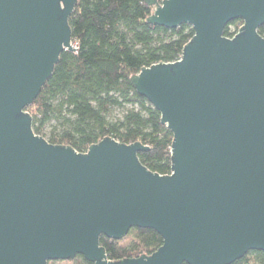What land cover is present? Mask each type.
Here are the masks:
<instances>
[{
    "label": "water",
    "instance_id": "95a60500",
    "mask_svg": "<svg viewBox=\"0 0 264 264\" xmlns=\"http://www.w3.org/2000/svg\"><path fill=\"white\" fill-rule=\"evenodd\" d=\"M146 23L193 36L130 77L172 135L170 173L141 143L78 153L35 135L26 109L63 52L77 0H0V264H233L264 253V0H145ZM242 25L224 36L230 22ZM149 229L151 255L109 261L100 238Z\"/></svg>",
    "mask_w": 264,
    "mask_h": 264
},
{
    "label": "trees",
    "instance_id": "16d2710c",
    "mask_svg": "<svg viewBox=\"0 0 264 264\" xmlns=\"http://www.w3.org/2000/svg\"><path fill=\"white\" fill-rule=\"evenodd\" d=\"M153 10L145 0H77L69 19L76 51L61 54L51 78L26 109L35 135L78 153L106 137L126 145L141 143L148 151L138 154L140 163L153 173H170L172 135L129 79L142 68L179 60L193 31L187 25L168 30L147 24ZM241 25L230 22L224 36L233 37ZM257 33L264 39V26ZM99 243L115 262L151 255L162 239L153 230L133 228L120 241L101 237ZM66 263L91 264L81 256ZM233 264H264V253L248 252Z\"/></svg>",
    "mask_w": 264,
    "mask_h": 264
},
{
    "label": "rangeland",
    "instance_id": "374dc122",
    "mask_svg": "<svg viewBox=\"0 0 264 264\" xmlns=\"http://www.w3.org/2000/svg\"><path fill=\"white\" fill-rule=\"evenodd\" d=\"M52 264H68L66 262H52Z\"/></svg>",
    "mask_w": 264,
    "mask_h": 264
}]
</instances>
